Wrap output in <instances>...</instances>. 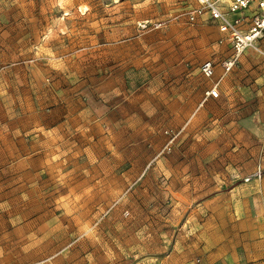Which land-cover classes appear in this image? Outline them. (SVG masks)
Returning <instances> with one entry per match:
<instances>
[{
    "label": "rangeland",
    "instance_id": "obj_1",
    "mask_svg": "<svg viewBox=\"0 0 264 264\" xmlns=\"http://www.w3.org/2000/svg\"><path fill=\"white\" fill-rule=\"evenodd\" d=\"M195 5L0 0V264H236L264 223V78L223 72Z\"/></svg>",
    "mask_w": 264,
    "mask_h": 264
},
{
    "label": "built area",
    "instance_id": "obj_2",
    "mask_svg": "<svg viewBox=\"0 0 264 264\" xmlns=\"http://www.w3.org/2000/svg\"><path fill=\"white\" fill-rule=\"evenodd\" d=\"M195 4L188 12L189 21L205 17L215 23L226 37L230 56L221 64L225 74L238 64L245 50L255 49L264 53V0H195ZM199 71L206 78L212 77L214 65L209 60L203 61ZM207 96H219L217 84L207 90ZM255 175H261L260 169Z\"/></svg>",
    "mask_w": 264,
    "mask_h": 264
},
{
    "label": "crops",
    "instance_id": "obj_3",
    "mask_svg": "<svg viewBox=\"0 0 264 264\" xmlns=\"http://www.w3.org/2000/svg\"><path fill=\"white\" fill-rule=\"evenodd\" d=\"M239 62V69H235L239 81H243L246 76L251 75L261 82L264 78V59L261 57L246 59L244 57ZM262 91H264V84H262L260 92ZM240 240L243 250L241 257L236 259V264H264V223L259 220L255 222L253 219L249 230L244 235L242 234Z\"/></svg>",
    "mask_w": 264,
    "mask_h": 264
}]
</instances>
